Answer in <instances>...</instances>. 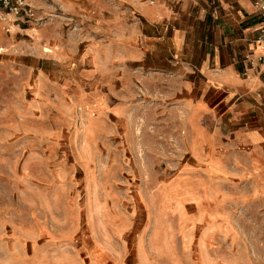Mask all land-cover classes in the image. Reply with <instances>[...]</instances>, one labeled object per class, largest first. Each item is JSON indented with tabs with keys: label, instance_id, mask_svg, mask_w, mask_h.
<instances>
[{
	"label": "rangeland",
	"instance_id": "rangeland-1",
	"mask_svg": "<svg viewBox=\"0 0 264 264\" xmlns=\"http://www.w3.org/2000/svg\"><path fill=\"white\" fill-rule=\"evenodd\" d=\"M131 16L104 0L28 33L0 29V264L264 259V216L235 201L227 168L183 150L179 88L156 73L164 63L134 54ZM192 178L226 210L207 244L184 219L196 215Z\"/></svg>",
	"mask_w": 264,
	"mask_h": 264
},
{
	"label": "crops",
	"instance_id": "crops-1",
	"mask_svg": "<svg viewBox=\"0 0 264 264\" xmlns=\"http://www.w3.org/2000/svg\"><path fill=\"white\" fill-rule=\"evenodd\" d=\"M27 1L46 19L57 11L73 19L104 7V0ZM106 2L131 10L134 26L124 35L138 44L134 54L164 63L156 73L172 72L181 96L183 150L195 164L227 168L235 201L264 216V49L257 42L262 15L255 0ZM22 31L32 28L13 27ZM183 194L196 202V215L184 218L187 227L204 226L207 244L225 227L226 210L208 207L201 178H192ZM197 261L215 264L203 256Z\"/></svg>",
	"mask_w": 264,
	"mask_h": 264
},
{
	"label": "built area",
	"instance_id": "built-area-1",
	"mask_svg": "<svg viewBox=\"0 0 264 264\" xmlns=\"http://www.w3.org/2000/svg\"><path fill=\"white\" fill-rule=\"evenodd\" d=\"M255 5L262 15V28L257 42L264 49V0H255ZM45 19L39 16L38 9L27 0H0V29L7 34L12 33L14 26L30 24L42 25ZM264 61V58L261 59Z\"/></svg>",
	"mask_w": 264,
	"mask_h": 264
},
{
	"label": "bare ground",
	"instance_id": "bare-ground-1",
	"mask_svg": "<svg viewBox=\"0 0 264 264\" xmlns=\"http://www.w3.org/2000/svg\"><path fill=\"white\" fill-rule=\"evenodd\" d=\"M45 51H46V52H50V49H46Z\"/></svg>",
	"mask_w": 264,
	"mask_h": 264
}]
</instances>
